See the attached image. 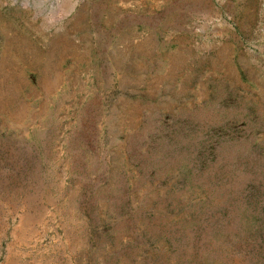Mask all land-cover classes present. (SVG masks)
I'll return each instance as SVG.
<instances>
[{
    "label": "rangeland",
    "instance_id": "1",
    "mask_svg": "<svg viewBox=\"0 0 264 264\" xmlns=\"http://www.w3.org/2000/svg\"><path fill=\"white\" fill-rule=\"evenodd\" d=\"M0 264H264V0H0Z\"/></svg>",
    "mask_w": 264,
    "mask_h": 264
}]
</instances>
